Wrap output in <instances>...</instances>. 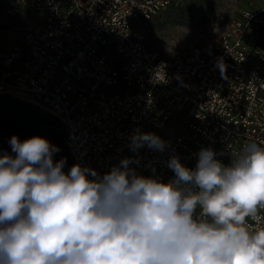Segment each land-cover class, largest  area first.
I'll return each mask as SVG.
<instances>
[{
	"label": "built area",
	"instance_id": "1",
	"mask_svg": "<svg viewBox=\"0 0 264 264\" xmlns=\"http://www.w3.org/2000/svg\"><path fill=\"white\" fill-rule=\"evenodd\" d=\"M181 1L0 0L4 19L27 22L21 39L0 29V94L66 124L74 162L101 177L131 157L138 175L168 183L169 159L195 168L201 148L228 165L247 144L264 145V0H219L216 37L149 45L150 23ZM137 130L166 141L164 151H131ZM258 215L254 230L264 228Z\"/></svg>",
	"mask_w": 264,
	"mask_h": 264
},
{
	"label": "clouds",
	"instance_id": "2",
	"mask_svg": "<svg viewBox=\"0 0 264 264\" xmlns=\"http://www.w3.org/2000/svg\"><path fill=\"white\" fill-rule=\"evenodd\" d=\"M223 69V65H221ZM0 155V264H264V145L249 143L228 165L201 148L195 168L173 155L175 178L138 175L125 157L102 177L74 164L46 138ZM164 151L139 130L130 150ZM91 177V178H90ZM199 207L200 212L197 213Z\"/></svg>",
	"mask_w": 264,
	"mask_h": 264
},
{
	"label": "rangeland",
	"instance_id": "3",
	"mask_svg": "<svg viewBox=\"0 0 264 264\" xmlns=\"http://www.w3.org/2000/svg\"><path fill=\"white\" fill-rule=\"evenodd\" d=\"M21 18L8 21L0 19V29L7 35L22 38L27 22ZM37 16H31V22ZM27 18V17H26ZM225 5L219 0H182L165 14L156 16L147 29L148 43L151 46L166 45L182 47L189 38L206 40L218 36L225 25ZM11 26L9 29L7 27Z\"/></svg>",
	"mask_w": 264,
	"mask_h": 264
},
{
	"label": "water",
	"instance_id": "4",
	"mask_svg": "<svg viewBox=\"0 0 264 264\" xmlns=\"http://www.w3.org/2000/svg\"><path fill=\"white\" fill-rule=\"evenodd\" d=\"M65 125L57 117L35 105L8 94H0V155L7 153L15 156L9 143L14 135L21 141L41 136L59 147L60 151L53 154V159L59 161L66 158L63 170L67 173L77 163L65 144L68 135Z\"/></svg>",
	"mask_w": 264,
	"mask_h": 264
},
{
	"label": "trees",
	"instance_id": "5",
	"mask_svg": "<svg viewBox=\"0 0 264 264\" xmlns=\"http://www.w3.org/2000/svg\"><path fill=\"white\" fill-rule=\"evenodd\" d=\"M172 7H170L168 10H170ZM165 12H167V10L165 11ZM165 12H163L164 14H165ZM162 13V14H163ZM3 13L0 11V19L3 17V15H2ZM8 21H13L12 19H9ZM11 26L9 25V27H7L8 29L10 28Z\"/></svg>",
	"mask_w": 264,
	"mask_h": 264
}]
</instances>
